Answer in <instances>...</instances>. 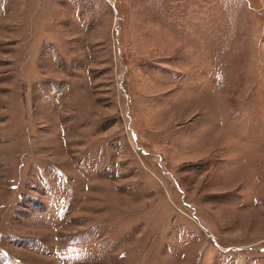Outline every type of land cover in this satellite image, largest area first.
I'll return each instance as SVG.
<instances>
[{"label":"rangeland","instance_id":"rangeland-1","mask_svg":"<svg viewBox=\"0 0 264 264\" xmlns=\"http://www.w3.org/2000/svg\"><path fill=\"white\" fill-rule=\"evenodd\" d=\"M0 264H264V0H0Z\"/></svg>","mask_w":264,"mask_h":264}]
</instances>
